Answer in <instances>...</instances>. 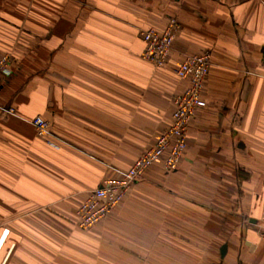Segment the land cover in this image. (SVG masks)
<instances>
[{"label": "crops", "instance_id": "obj_1", "mask_svg": "<svg viewBox=\"0 0 264 264\" xmlns=\"http://www.w3.org/2000/svg\"><path fill=\"white\" fill-rule=\"evenodd\" d=\"M170 18L181 28L157 68L140 33ZM205 51V104L178 169L150 167L82 229L79 206L155 146L189 86L179 62ZM7 54L0 264H264V0H0Z\"/></svg>", "mask_w": 264, "mask_h": 264}, {"label": "built area", "instance_id": "obj_2", "mask_svg": "<svg viewBox=\"0 0 264 264\" xmlns=\"http://www.w3.org/2000/svg\"><path fill=\"white\" fill-rule=\"evenodd\" d=\"M167 23L163 31L151 28L142 30L140 33L145 44L143 58L157 68L167 65L176 35L181 28L176 18H170ZM12 63L13 59L10 55L0 57V81L12 75ZM211 66L212 53L210 51L187 56L179 62L176 76L179 79L188 80L189 86L173 99L172 124L164 130L155 146L140 155L122 177L104 181L101 187L87 196L77 211L79 226L82 229H91L101 222L111 210L119 207L131 192L132 186L143 179L150 167L161 164L166 173H173L178 169L186 155L188 133L192 121L197 110L205 104L202 93ZM32 125L37 137L47 140L51 127L49 121L37 116L32 120ZM7 232L5 231L6 234Z\"/></svg>", "mask_w": 264, "mask_h": 264}, {"label": "water", "instance_id": "obj_3", "mask_svg": "<svg viewBox=\"0 0 264 264\" xmlns=\"http://www.w3.org/2000/svg\"><path fill=\"white\" fill-rule=\"evenodd\" d=\"M223 251V250H222ZM223 253H224V251H223Z\"/></svg>", "mask_w": 264, "mask_h": 264}]
</instances>
